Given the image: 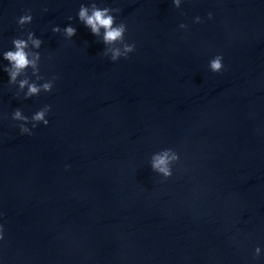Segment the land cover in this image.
<instances>
[{"label":"water","instance_id":"obj_1","mask_svg":"<svg viewBox=\"0 0 264 264\" xmlns=\"http://www.w3.org/2000/svg\"><path fill=\"white\" fill-rule=\"evenodd\" d=\"M92 2L121 9L127 59L79 21ZM29 31L45 80L28 76L58 79L25 99L3 53ZM45 105L22 135L14 110ZM0 214V264H264V0H0Z\"/></svg>","mask_w":264,"mask_h":264},{"label":"clouds","instance_id":"obj_2","mask_svg":"<svg viewBox=\"0 0 264 264\" xmlns=\"http://www.w3.org/2000/svg\"><path fill=\"white\" fill-rule=\"evenodd\" d=\"M176 8H179L182 4V0H173ZM47 11V9H45ZM121 12L119 8L104 7L101 8L97 3L92 2L91 6L82 4L78 11V18L87 28H89L96 37L102 39V43L105 48L102 55L110 57L111 61L116 62L121 57L128 58L129 54L134 52L136 49L135 43H128L126 41V33L128 27L126 23H117L116 15ZM208 18H213V13H208ZM73 19L72 17L68 18ZM33 21L31 10H28L26 14L18 18V24L23 27L24 25L30 24ZM203 22L201 17H195V23ZM181 29H187V24H180ZM62 29L59 26L53 28L54 33H60ZM63 33L66 38L71 39L77 34V28L68 25L63 29ZM12 43L14 50H8L3 53V58L9 62L8 67H5L4 71L8 73L10 80L9 84L19 86V91L24 92V98L28 99L33 96H39L41 92H51L54 87L55 80L58 77L53 76L50 80L40 84L33 82L28 76L27 70L32 69V75L35 76L36 81L45 80V77L41 76L39 62L41 60V54L39 51H33L32 49H40L43 41L36 37L34 32L29 31L27 38H13ZM223 55L218 54L209 62V68L214 73H220L224 70ZM21 77H23L21 79ZM19 97V92L17 93ZM51 105H45L41 110L34 113L31 117L23 114V111L19 108L15 109L12 114V119L20 121L18 125L20 133L22 135H33V129L36 128L40 123L45 126L49 124L47 119L48 113L51 111ZM32 125L29 128L28 124ZM180 160V155L173 149H163L157 153H154L150 160V166L152 170L165 179L172 177L173 165ZM2 215V214H0ZM4 224L0 223V241L4 240ZM261 248L255 249V258L260 257Z\"/></svg>","mask_w":264,"mask_h":264}]
</instances>
